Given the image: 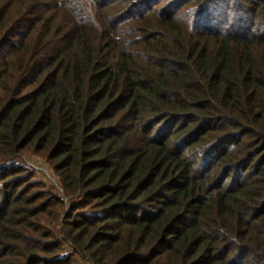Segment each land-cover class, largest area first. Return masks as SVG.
<instances>
[{
    "label": "trees",
    "instance_id": "1",
    "mask_svg": "<svg viewBox=\"0 0 264 264\" xmlns=\"http://www.w3.org/2000/svg\"><path fill=\"white\" fill-rule=\"evenodd\" d=\"M0 264H264V0H0Z\"/></svg>",
    "mask_w": 264,
    "mask_h": 264
},
{
    "label": "rangeland",
    "instance_id": "2",
    "mask_svg": "<svg viewBox=\"0 0 264 264\" xmlns=\"http://www.w3.org/2000/svg\"><path fill=\"white\" fill-rule=\"evenodd\" d=\"M25 162L33 167L38 180L43 181L48 187L53 188L57 194H61L58 178L54 175L50 166L42 163V161L37 158H34L33 161L26 160ZM53 229L58 235H60V224L54 226Z\"/></svg>",
    "mask_w": 264,
    "mask_h": 264
}]
</instances>
